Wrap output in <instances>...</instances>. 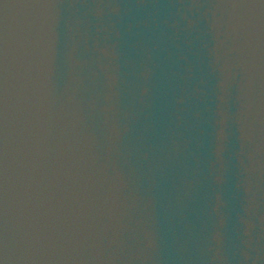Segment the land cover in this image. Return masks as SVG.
Instances as JSON below:
<instances>
[{"label": "water", "instance_id": "95a60500", "mask_svg": "<svg viewBox=\"0 0 264 264\" xmlns=\"http://www.w3.org/2000/svg\"><path fill=\"white\" fill-rule=\"evenodd\" d=\"M194 264H264V0H85Z\"/></svg>", "mask_w": 264, "mask_h": 264}]
</instances>
